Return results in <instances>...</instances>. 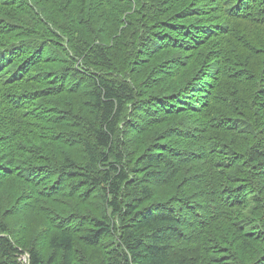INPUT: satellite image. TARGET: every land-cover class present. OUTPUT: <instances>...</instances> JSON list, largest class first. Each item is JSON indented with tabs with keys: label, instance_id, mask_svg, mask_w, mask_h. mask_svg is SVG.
Returning <instances> with one entry per match:
<instances>
[{
	"label": "trees",
	"instance_id": "obj_1",
	"mask_svg": "<svg viewBox=\"0 0 264 264\" xmlns=\"http://www.w3.org/2000/svg\"><path fill=\"white\" fill-rule=\"evenodd\" d=\"M38 1L0 5V264H264V0Z\"/></svg>",
	"mask_w": 264,
	"mask_h": 264
},
{
	"label": "rangeland",
	"instance_id": "obj_2",
	"mask_svg": "<svg viewBox=\"0 0 264 264\" xmlns=\"http://www.w3.org/2000/svg\"><path fill=\"white\" fill-rule=\"evenodd\" d=\"M37 2H38V4L41 6L42 5V3L40 2V1H38V0H36ZM65 0H61V2H59V3H62V2H64ZM220 2V1H219ZM222 8H225V7H227V5H225V4H223L222 2H220V4H219ZM250 12L251 13H253L254 14V16H255V18H260L262 15H258V14H256V13H254L253 11H252V8L250 7ZM44 13H45V10L44 9H42V8H40V9H38V11H35V14H36V16H37V18H39V20L40 21H42V22H46L44 19H43V15H44ZM224 16V13H222V17ZM226 16L229 18V19H231V17L228 15V14H226ZM253 21V24H256V25H261V26H263L264 27V20H259V19H254V20H252ZM236 45H238L239 47H242V46H240L238 43H235ZM67 46H66V42H64L63 43V48H66ZM244 51V50H243ZM52 52H54V50L52 49V48H50L49 47V49H48V54H51ZM75 65L76 66H78V68L79 69H83V71H85L86 70V68L85 67H83V65H82V62L81 61H76L75 62ZM91 70V69H90ZM179 179V178H178ZM174 187V184H171V185H169L168 187H165V188H163V189H159L157 192H156V195H165V194H168L171 190H172V188ZM107 247H109V244L107 245ZM82 256H81V258H79V259H77L76 261H75V263L74 264H80V261H82L84 264H96V260H92L87 254H85V253H83V252H81L80 253ZM23 261H27V255L26 254H23L21 257H20Z\"/></svg>",
	"mask_w": 264,
	"mask_h": 264
}]
</instances>
